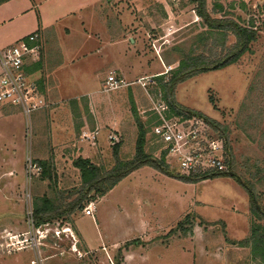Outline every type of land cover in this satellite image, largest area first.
Instances as JSON below:
<instances>
[{
    "label": "rangeland",
    "instance_id": "374dc122",
    "mask_svg": "<svg viewBox=\"0 0 264 264\" xmlns=\"http://www.w3.org/2000/svg\"><path fill=\"white\" fill-rule=\"evenodd\" d=\"M118 1L103 15L87 9L70 16L67 4L75 7L76 0H0V49L13 46L18 33L25 35L20 39L43 33L47 67L36 64L39 79L36 70L30 73L46 103L31 120L15 106L0 105V264H42L41 258H50L43 264H258L241 242L264 220L253 212L249 191L228 173L264 206V0H205L214 19L253 22L257 39L235 64L175 90L177 103L217 124L219 132L208 124L206 133L229 149V172L185 183L178 176L202 174H186L169 159L164 164L172 175L141 168L106 195L90 193L73 211L87 192L77 159L89 160L101 176L118 160L132 161L140 121L148 131L146 154L158 160L151 109L164 95L155 79L183 60H201L211 48L219 56L236 43L232 33L207 25L195 0ZM122 14L140 19L150 37L144 50L150 58L136 65L134 79L146 77L133 83L121 73L136 64L134 36L119 44ZM41 21L45 27L38 29ZM112 74L129 85L105 90ZM46 200L51 219L37 226L34 209ZM90 203L94 217L85 214Z\"/></svg>",
    "mask_w": 264,
    "mask_h": 264
},
{
    "label": "built area",
    "instance_id": "2783aa9c",
    "mask_svg": "<svg viewBox=\"0 0 264 264\" xmlns=\"http://www.w3.org/2000/svg\"><path fill=\"white\" fill-rule=\"evenodd\" d=\"M40 39V34L36 32L9 48L0 49V105L19 108L27 120L46 107L37 80L29 72V68L40 61ZM128 85L115 74L108 77L104 84L105 90L121 89ZM151 112L154 123L150 129L159 146V159H172L186 174L217 175L229 172L228 149L222 139L206 133L208 123L203 118L179 116L165 100L153 104ZM94 212L95 205L90 203L85 214L94 217Z\"/></svg>",
    "mask_w": 264,
    "mask_h": 264
},
{
    "label": "trees",
    "instance_id": "16d2710c",
    "mask_svg": "<svg viewBox=\"0 0 264 264\" xmlns=\"http://www.w3.org/2000/svg\"><path fill=\"white\" fill-rule=\"evenodd\" d=\"M198 3V14L199 16L207 23V25L211 29H217L224 31L225 33H232L236 38V43L233 45L231 49L227 52H223V54L219 55L215 54L213 48L209 49L207 52L209 54L208 57H202L201 60H190L185 62L184 60L180 63L178 69H173L169 72L168 75H161L155 79L158 82L159 88L163 91L164 100L170 105L173 112L179 116L185 117H200L205 119V121L213 126L216 131L219 132L217 129V124L214 121L208 119L200 112L190 110L185 108L184 106L177 103L175 99V90L176 88L198 75L205 74L208 72H214L222 70L228 66L235 64L242 55L250 51V45L257 39V30L254 26V23L251 22L249 25H243L239 21H236L232 18L223 17L221 19H214L211 17L210 14L206 11L205 0H195ZM171 66L172 64H168ZM37 65H33L30 68L29 72L31 73L37 69ZM138 126V139L136 142V156L130 162L123 163L122 161L118 160V164L116 167L101 176L100 170L93 166L89 160L86 159H77L74 163L75 167L80 169L82 172V177L86 181L87 184V192L83 194L78 200L76 205L73 207V211L78 208L82 207V203L88 200V195L90 193H95L98 196L106 195L107 192L112 190L116 185H118L123 179L128 177L130 174L134 173L135 171L144 168V167H151L167 176L172 175L168 169L165 167V159L161 158L155 160L151 158L149 155L146 154L145 146H146V139L148 131L144 127L143 123L137 121ZM120 145L114 147V155L117 158L119 155ZM229 150V149H228ZM43 163L42 165H44ZM45 170V168H44ZM45 172V171H44ZM232 176L231 173H228ZM224 174H217V175H196V176H178L180 181L185 183H197L203 180H208L211 178H215L217 176H221ZM239 180V182L249 191L251 195V202H252V209L253 212L258 215L262 220H264V206L260 207L257 205V200L254 196L253 190L247 184L242 182L238 177L232 176ZM109 181V185L107 188L103 189L102 184L104 182ZM50 201L45 202L43 207L35 208L34 209V216L35 221L37 222V226L41 224L43 220L47 218L51 219L50 216H45L51 210ZM242 246L251 247V252L253 257L255 258L258 264H264V225H255L252 227V233L248 239L241 242Z\"/></svg>",
    "mask_w": 264,
    "mask_h": 264
},
{
    "label": "crops",
    "instance_id": "0c3cea01",
    "mask_svg": "<svg viewBox=\"0 0 264 264\" xmlns=\"http://www.w3.org/2000/svg\"><path fill=\"white\" fill-rule=\"evenodd\" d=\"M80 1V2H79ZM134 3L135 2H138L137 0H132ZM119 1L118 0H116V1H112V0H107V2H105V0H76V3H75V7H73V6H70L69 4H67V7H68V15H70V16H75L77 13H80V12H83L84 10H87V9H90V10H94V9H96V10H99V9H101V10H103L102 11V15H103V13H104V11H105V6H108L107 7V10H110L109 9V6H111L110 4L111 3H113V5H116L117 3H118ZM133 2H131V4H133ZM121 4H123V3H120L119 5H121ZM124 5V4H123ZM32 9V8H31ZM101 15V16H102ZM122 17H123V14L122 15H120L119 17H118V24H119V26L121 27V29H122V32H121V29H119L120 30V32H121V35L123 36V37H121L122 39H124V41H119V44L122 42V43H124L125 41H126V35H128L129 34V36H130V38L131 37H133L134 36V38H131V40H132V42L134 43V47H133V49H131L133 52H130V55H133V57H134V59H135V61H136V64L135 63H132L131 65H134V67L133 66H131L130 64H128V66H130L127 70H121V73H125V74H123V75H125L127 78V80H130V81H128V82H131V83H133V82H135L136 80H138V79H143L144 77H146V76H143V74L142 75H140V76H138V77H140V78H135L134 79V77L136 76V71L138 70V67L136 66L137 64H138V66H142V63H144V59L145 58H148L150 55H148V53H147V51H144L145 50V44H147V42H148V39H150V37H149V33L144 29V28H142V22L140 21V19H138V20H136V19H133L132 21H128L127 19H126V17L125 18H123L122 19ZM109 18V17H108ZM7 20V19H6ZM109 20V19H108ZM5 23V21H2V20H0V27L2 26V24H4ZM53 24V22L51 23V25ZM114 24H117L116 22L114 23ZM37 26L36 27H38V29L40 28V27H42V28H44L45 27V22H38L37 24H36ZM107 25L110 27V22L109 23H107ZM43 32V31H42ZM18 33V32H17ZM43 34V33H42ZM42 34L40 33V37H42ZM16 36V38H15V41H18L20 38H22V37H24L25 35H23L22 33H18L17 35H15ZM152 42H156V41H152ZM116 44H118L117 42H116ZM44 46V45H43ZM147 54V55H146ZM156 54V53H155ZM152 55V54H151ZM150 58V57H149ZM42 60V62H44V68L46 69L47 67H46V64H45V51H44V53L41 55V58H40V61ZM39 61V62H40ZM38 62V63H39ZM37 64V63H36ZM36 64H34V65H36ZM133 67V68H132ZM137 67V68H136ZM39 68V67H38ZM130 68H132V69H130ZM162 69V67L160 66V68L156 71V72H152V74H156V73H159V71ZM36 72V76H37V78L39 79L40 78V71L38 70H36L35 71ZM134 73V74H133ZM148 74V73H147ZM34 75V74H33ZM34 75V76H35ZM122 75V74H121ZM121 75H119V76H121ZM122 75V77L123 78H125L124 76ZM145 75V74H144ZM147 76H151V75H147ZM125 79V80H126ZM48 87V89H47V91H48V94H49V86H47ZM41 93H42V95L45 97V95H44V92L43 91H41ZM49 96H50V94H49ZM191 109H193V108H191ZM194 111H196L195 109H193ZM40 112V111H39ZM197 112H199V111H197ZM38 113V112H37ZM201 113V112H200ZM42 259V261H43V263L47 260L48 261V259H50V258H47V259H44V258H41ZM40 259V260H41ZM46 261V262H47ZM31 263L33 264V261H31ZM42 263V264H43Z\"/></svg>",
    "mask_w": 264,
    "mask_h": 264
},
{
    "label": "water",
    "instance_id": "95a60500",
    "mask_svg": "<svg viewBox=\"0 0 264 264\" xmlns=\"http://www.w3.org/2000/svg\"><path fill=\"white\" fill-rule=\"evenodd\" d=\"M233 176V175H232Z\"/></svg>",
    "mask_w": 264,
    "mask_h": 264
}]
</instances>
